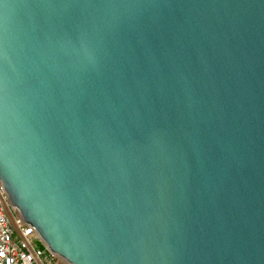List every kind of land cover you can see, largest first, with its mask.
I'll return each instance as SVG.
<instances>
[{
	"label": "water",
	"instance_id": "95a60500",
	"mask_svg": "<svg viewBox=\"0 0 264 264\" xmlns=\"http://www.w3.org/2000/svg\"><path fill=\"white\" fill-rule=\"evenodd\" d=\"M0 184L67 264H264V0H0Z\"/></svg>",
	"mask_w": 264,
	"mask_h": 264
},
{
	"label": "built area",
	"instance_id": "2783aa9c",
	"mask_svg": "<svg viewBox=\"0 0 264 264\" xmlns=\"http://www.w3.org/2000/svg\"><path fill=\"white\" fill-rule=\"evenodd\" d=\"M0 264H67L51 253L8 201L0 184Z\"/></svg>",
	"mask_w": 264,
	"mask_h": 264
}]
</instances>
